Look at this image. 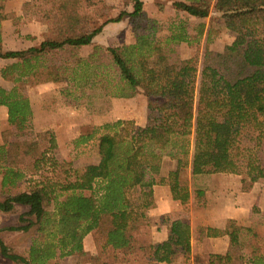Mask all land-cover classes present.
Masks as SVG:
<instances>
[{"label": "trees", "instance_id": "1", "mask_svg": "<svg viewBox=\"0 0 264 264\" xmlns=\"http://www.w3.org/2000/svg\"><path fill=\"white\" fill-rule=\"evenodd\" d=\"M6 3L0 0V58L15 61L1 73L15 85L10 90L0 85V108L7 107L12 128L22 133L32 126L26 84L68 81L79 88L101 76L109 97L144 94L147 122L141 126L117 119L81 134L75 145L97 140L99 160L72 170L36 138L0 140L5 195L0 211H13L16 204L29 208L19 216L20 225L5 229H35L27 256L0 238L1 255L23 264H61L75 254L90 264H154L176 257L192 264L190 226L173 227L167 240L155 243L144 211L155 204L156 184L169 185L173 198L188 209L189 185L181 171L189 166L194 175H242L245 189L264 179V0L174 2L177 9L199 18L214 8L224 25L236 31L223 51L206 49L201 65L196 57L172 61L167 51L190 42L187 20H173L168 33L160 34L162 25L148 17L142 0H125L133 11L123 10L102 23L112 8L107 0H29L23 10L44 21V41L37 47L5 50L2 21L13 15L6 13ZM124 17L130 19L135 42L97 46L72 68L47 62L50 53L93 44L105 24ZM102 50L109 54L107 64L97 62ZM164 157L181 161L180 169L167 177L161 175ZM203 194L198 190L199 197ZM244 231L229 220L222 231L230 237L227 253L195 256L196 264H248ZM89 233L93 252L84 246Z\"/></svg>", "mask_w": 264, "mask_h": 264}, {"label": "crops", "instance_id": "2", "mask_svg": "<svg viewBox=\"0 0 264 264\" xmlns=\"http://www.w3.org/2000/svg\"><path fill=\"white\" fill-rule=\"evenodd\" d=\"M27 1L29 0H7L5 11L13 15L2 21L4 46L8 43L9 38H14L12 36L15 35L18 27L21 29V34L25 36L23 49L40 46L44 41V33L47 27L43 20H35L23 10V5ZM142 1L148 17L163 24V35L168 33L167 27L177 18H185L186 20L189 18V21H203L202 18L194 17L181 9H177L174 5L176 1L189 4L198 0ZM107 3L112 6L113 17H117L123 10L133 11L132 4H129L127 8L121 7L122 5L124 6L125 0H107ZM15 20H21L19 26L16 25ZM127 32H129V36L126 37L127 42L125 41V43H133L135 35L129 17H124L119 22H109L105 24L102 32L95 37L93 44L82 46L81 48L85 49L96 45L104 46L105 48L111 47L115 40L118 43L115 42L113 45L120 46ZM180 46L186 47L189 55L183 57V59H191L195 56V50L188 48V42H182ZM11 50L19 49L13 48ZM48 83L50 84L51 82ZM47 86L42 85L41 87ZM30 100L33 110V126L38 133H45L51 129L56 131L59 128L58 124L50 121L40 122L39 108L34 103L33 97H30ZM117 100L113 111L114 115H112V110L110 112L105 110L102 115H95L94 124L100 126L103 123L110 122L112 119L134 120L136 124L141 126L146 124L147 98L143 94H138L133 98H119ZM7 113V107L1 106V131L4 129L5 120H7ZM180 167V160L164 157L161 175L167 177L171 171L179 170ZM181 179L187 181L189 185L190 199L188 209H185L180 200L173 198L169 185L156 184L153 187L155 204L152 208L144 211V219L150 230L153 242L158 243L167 240L173 227L189 225L191 229L192 264H196L195 256H203L210 253L224 255L227 253L230 237L222 233V231L227 228L229 220H235L245 229L242 239L245 243L244 251L247 263L264 264V179H256L251 187L245 189L242 175L231 173L194 175L191 166L182 169ZM198 190L204 192L200 197L197 195ZM21 206L25 207L24 205L16 204L15 209ZM3 213L9 214V212ZM215 232H218V234ZM87 237L93 238V234L89 233ZM84 246L89 252L95 250V244L89 247L84 244ZM80 256L78 254L71 255L65 258L61 264H82L80 260L82 256L81 258ZM183 262V257H176L154 264H183Z\"/></svg>", "mask_w": 264, "mask_h": 264}, {"label": "rangeland", "instance_id": "3", "mask_svg": "<svg viewBox=\"0 0 264 264\" xmlns=\"http://www.w3.org/2000/svg\"><path fill=\"white\" fill-rule=\"evenodd\" d=\"M128 5H125L124 3V6L122 5L121 7L127 8ZM111 9L106 12L105 16L99 21V23L115 18L113 17L114 12ZM202 19L203 21H189V18L187 20L189 24V32L191 31V39L190 42H188V48L195 50V56L192 58H198L200 65L206 49L223 51L233 42L236 36L235 29L233 27L225 26L221 19V14L214 8H212L208 17ZM15 23L19 26L21 20H15ZM161 25L163 26V24ZM159 33H164L163 27ZM128 36L129 32H127L125 37H123V41L120 46L126 44L125 41L127 42L126 37ZM12 37L14 38H9L7 41L8 43L4 46V49H23L25 36L21 34L20 27L17 28L15 35ZM115 42L118 43L117 40H115L114 43ZM113 44L112 46H116ZM180 45L181 44L173 47L170 46L167 50L172 61H179L183 59V57L189 56L186 47H181ZM97 46L98 45L85 49L67 48L65 50L48 54L46 59L50 64L53 63L60 65L66 63L70 68H72L79 58H89V56L95 52ZM100 47L105 48L104 46ZM170 48H173V50H170ZM98 57L99 60L97 62L99 63L102 62L107 64L110 62L108 60L109 54L104 50L100 52V56ZM14 61L15 60L13 59L2 60L0 58V85L9 90L14 87L15 83L4 79L1 70L3 67L13 63ZM103 77L104 76L97 78L95 84L91 81L87 86L79 88H75L68 81L51 82L50 84L48 82L26 84V94L29 98L33 97L34 103L39 108L40 122L50 121L54 124H58L59 128L56 131L51 129L45 133H38L33 126L32 120V126L29 129L22 133H18L10 126L7 117L4 129L0 131V140L3 141V139L7 138V136L13 139L36 138L41 142V144L51 147L53 153L65 165L67 170H72L98 161L99 153L97 140L78 147L75 145V140L79 138L81 134L91 132L94 126H98L94 124L95 115H102L105 110H108L109 112L112 110V115H114L113 111L116 107L115 102L118 101L117 99L119 98L105 95L107 90L106 83H103L105 81ZM42 85L48 86L41 87ZM143 96L147 98L144 94ZM115 120L116 119H112L111 121ZM24 188V185L20 187L21 190ZM4 198L5 195L1 191L0 172V200H3ZM28 209V206H21L13 211H10L8 215L4 214L3 211H0V238L10 247L12 251L24 256L28 255L30 246L33 242L35 229L32 228L29 231H8L5 228L20 225L21 222L19 221V216L22 213L27 212ZM84 244L87 247L93 246L94 239L92 237H87L86 235ZM80 260L82 264H90L88 262H84L83 257ZM0 264L23 263L13 262L2 256L0 253Z\"/></svg>", "mask_w": 264, "mask_h": 264}]
</instances>
